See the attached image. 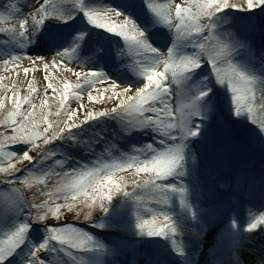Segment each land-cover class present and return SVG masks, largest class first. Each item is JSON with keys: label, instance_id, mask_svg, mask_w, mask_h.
<instances>
[{"label": "snow or ice", "instance_id": "obj_1", "mask_svg": "<svg viewBox=\"0 0 264 264\" xmlns=\"http://www.w3.org/2000/svg\"><path fill=\"white\" fill-rule=\"evenodd\" d=\"M0 56V264H264V0H0Z\"/></svg>", "mask_w": 264, "mask_h": 264}, {"label": "rangeland", "instance_id": "obj_2", "mask_svg": "<svg viewBox=\"0 0 264 264\" xmlns=\"http://www.w3.org/2000/svg\"><path fill=\"white\" fill-rule=\"evenodd\" d=\"M33 2V0H21L22 4H31ZM37 3L41 2V0H36ZM154 2L156 3H165L166 0H154ZM176 3H181L182 0H175ZM25 12L28 11L27 8L24 9ZM11 23H16L15 20H12ZM29 54H33L34 53H29ZM39 54H43V53H39ZM7 59L6 56H0V76L4 77V79L2 81H0V85L3 84H11V82L13 80H16L19 85H20V89H21V95H26L27 94V81L28 80H32L33 78H35V84L37 86V88L42 89L45 86V81L43 80V74H44V70L42 67L35 69L34 71H30L28 76L25 77V75L23 74V70L22 68H17L14 67L12 65H9L8 68L6 69L3 65V60ZM127 62V61H126ZM29 63L25 60L23 62V66L28 67ZM74 66V65H72ZM53 74L59 77H63V76H68L69 79H71L73 82H75V77L72 76L71 74H67V73H63L62 69H55L52 70ZM129 75H131V73H129ZM106 85H97V87L102 88ZM3 89L0 88V92H2ZM8 95H11V91L8 92ZM43 97H39L37 99L34 100L35 103H39V99H42ZM85 102H86V97H85ZM10 101H7L6 104L10 105ZM51 103V100H50ZM258 103H260L258 101ZM23 107H27V105H23ZM54 110V109H53ZM3 113L0 112V115H2ZM3 132V131H0ZM258 164V162H257ZM125 175H127V173H125ZM19 187H21L24 191V194L31 200L33 198V192L32 189H28L27 187L23 186V185H18ZM8 190L0 187V193L3 192H7ZM247 197H249L247 195L246 192H241V194L234 198V200L232 202H230L227 205V209L226 211L228 213H235L238 216L242 215L244 209H243V204L246 203L247 205H251L249 203L247 199ZM64 219L71 221L73 219V216L71 214H65ZM211 239V237H209V240ZM248 251L253 254V253H258L259 251H261L262 249H264V238H262L260 240V242L258 241V244H256L255 246H248ZM206 250V249H205ZM246 255V254H245Z\"/></svg>", "mask_w": 264, "mask_h": 264}, {"label": "bare ground", "instance_id": "obj_3", "mask_svg": "<svg viewBox=\"0 0 264 264\" xmlns=\"http://www.w3.org/2000/svg\"><path fill=\"white\" fill-rule=\"evenodd\" d=\"M29 66V64L27 65ZM87 102V101H86ZM75 106V105H73ZM259 171V167L257 165V175H258V172ZM257 198H259V195L257 194ZM260 198H259V202H256L255 204H260ZM264 213V211L262 212ZM255 214H259V213H255ZM247 222V219L245 220V224ZM264 238V232H261L259 229L257 230H254V235L250 236V237H245V243L243 245V248H244V253L247 255V256H251L252 254L248 251V246H255L256 244H258V241L260 242V240Z\"/></svg>", "mask_w": 264, "mask_h": 264}]
</instances>
